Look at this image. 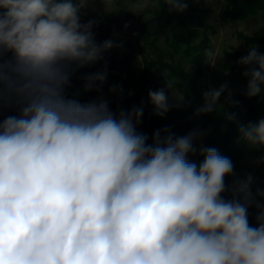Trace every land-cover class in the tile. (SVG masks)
<instances>
[{
	"label": "clouds",
	"instance_id": "clouds-1",
	"mask_svg": "<svg viewBox=\"0 0 264 264\" xmlns=\"http://www.w3.org/2000/svg\"><path fill=\"white\" fill-rule=\"evenodd\" d=\"M88 4L0 0V109L18 112L0 120V264H264V188L253 192L252 173L237 177L215 147L201 145L202 162H190L204 137L198 129L175 138L157 130L147 144L137 131L143 106L113 111L102 95L68 98L76 71L122 47L96 41V21L81 22ZM164 4L170 12L188 8L187 0ZM206 55L214 66L216 55ZM237 63L246 94L259 95L264 54L249 47ZM107 75H87L85 91H101ZM109 92L122 95V86ZM169 92H148L155 115L169 111ZM225 93L234 103L227 83L204 91L195 115L220 112ZM238 132L250 148L264 149V118Z\"/></svg>",
	"mask_w": 264,
	"mask_h": 264
},
{
	"label": "trees",
	"instance_id": "trees-1",
	"mask_svg": "<svg viewBox=\"0 0 264 264\" xmlns=\"http://www.w3.org/2000/svg\"><path fill=\"white\" fill-rule=\"evenodd\" d=\"M188 8L182 13L175 11H169L168 6L164 4V0H158L153 6L151 16L146 20L139 30L137 37V45L141 50L145 47H155V36L161 30H168L171 34V41L169 42V48L175 54L179 51L182 45L185 46L184 54L190 58L189 63L193 65L194 71L192 78L185 81L181 73H174L172 70H168L165 64H161L162 61H151L142 52L143 70L139 78H131L120 72L116 65L117 54L112 53L110 50L102 54V59L87 65L78 71L71 78L70 85L66 88V95L68 98L76 99L81 103H87L91 101L97 91H85V77L90 74H94L98 71H107L114 78H123V82H115L111 86L103 84L102 88L106 90L112 99L121 98L125 104L130 106H143L144 112L141 118V123L137 126V131L145 134L148 137L147 144L153 142V134L157 130H161L162 135L166 134L164 130H168V133L175 137H181L192 131V118L196 117L195 112L189 108H177L172 106L167 113L163 116H156L149 111L151 103L148 99V92L150 90H159L160 85L163 82L162 74L167 73L166 78L171 79L173 76L178 79L179 92L183 95L184 99L188 103H194L198 98L202 97V93L206 91V70L205 65L208 61L207 52L210 50L209 38L202 34H199V28L196 20L199 17V12L196 11L190 0H187ZM236 4L234 8H229V4L225 8V17L230 22L238 20H244L248 17L255 16L258 13L264 14V0H234L230 2ZM107 30H104L100 38L96 40L101 43L109 39ZM256 43L260 46L258 52L264 54V36L257 37ZM156 48H158L156 46ZM245 67L241 71L243 72ZM171 77H168V76ZM244 77V76H243ZM243 88L239 91L234 103L227 110V114L235 117L234 120H228L224 118L223 128L219 127L215 133L209 132L207 129L208 122L205 119L202 122L200 131L204 133V137L201 141V145L206 147H215L218 149L221 155L231 159L232 163L241 160L245 157L259 154L264 155V149H253L247 146L243 141L239 140L238 128L241 125H247L248 123H255L259 119L264 118V86L259 95L255 97H249L247 93V78ZM113 85L122 86V95L118 93L109 92L110 87ZM129 109V110H130ZM16 109H9L7 107L0 109V120L8 115H17ZM203 116V115H202ZM200 145V146H201ZM187 159L190 162H194L199 165L203 157L199 154H189ZM253 192H255L253 190ZM261 202H264L262 198ZM257 209L255 207L249 208V223L251 226L256 227V218L252 215H256Z\"/></svg>",
	"mask_w": 264,
	"mask_h": 264
},
{
	"label": "rangeland",
	"instance_id": "rangeland-1",
	"mask_svg": "<svg viewBox=\"0 0 264 264\" xmlns=\"http://www.w3.org/2000/svg\"><path fill=\"white\" fill-rule=\"evenodd\" d=\"M158 0H115V7L107 9L102 6L100 0H89L87 7L81 10V22L88 20L96 21L93 28L95 39L100 38L104 30L111 32L109 39L114 41L117 45L122 47H113L110 49L112 53L117 54L116 65L117 68L128 77L139 78L142 74V52L151 61L160 59L162 65L165 64L168 70L174 73H181L185 81L192 78L194 71L193 65L189 63L190 58L184 54L185 46L182 45L177 53H173L169 48L171 41V34L168 30H161L153 40H155V47L147 46L141 50L137 45V37L139 30L146 20L151 16L153 6ZM147 2L146 8H138V5ZM234 0H210L206 3L205 0H190L192 7L198 11L199 17L196 23L199 28V34H204L209 38V46L211 52L217 57V62L213 66L208 60L205 65L206 70V90L210 88H219L221 84L227 83L233 93L232 101L235 99L239 91L243 88L245 78L241 75L244 66L237 63L240 57L247 55L249 47H258L256 43L257 37L264 36V14L258 13L255 16L248 17L244 20L230 22L225 17V8L229 4V8H234L236 4H231ZM202 34V35H203ZM156 46L158 48H156ZM144 57V56H143ZM107 80L105 85L108 87L115 82H123V78H114L107 73ZM168 74L163 73V82L159 89H165L166 84H172V89L169 92V105L177 108H189L196 112L203 103V97L198 98L194 103H188L183 95L179 92L178 79L172 77L166 78ZM168 77H171L170 75ZM104 88L97 91L96 95L91 100L99 98L101 95L109 102V106L113 111L119 108L129 110L130 106L119 97L112 99L105 93ZM227 93L221 96L219 103L223 105L220 112H213L204 114L203 116H196L192 118V130H200L204 116L208 122L207 129L209 132L217 130L219 127L223 128V120L225 113L232 103H226L225 97ZM169 108V109H170ZM150 113L154 114V108L149 107ZM155 115V114H154ZM157 116V115H156ZM216 133V131H215ZM201 141L196 142L197 151H199ZM259 154H254L238 160L233 163L234 172L237 177L243 178L245 174L252 173L255 179L253 190L257 187L264 188V163L257 164L256 160L260 157ZM233 177L226 178V184H231ZM225 198H230L229 193H225ZM264 199V198H263ZM256 217V215H252Z\"/></svg>",
	"mask_w": 264,
	"mask_h": 264
}]
</instances>
